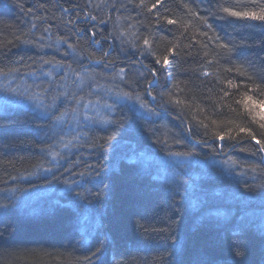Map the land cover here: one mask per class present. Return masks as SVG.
<instances>
[{"label":"trees","instance_id":"obj_1","mask_svg":"<svg viewBox=\"0 0 264 264\" xmlns=\"http://www.w3.org/2000/svg\"><path fill=\"white\" fill-rule=\"evenodd\" d=\"M224 8L264 0H0V264H264V21Z\"/></svg>","mask_w":264,"mask_h":264},{"label":"snow or ice","instance_id":"obj_2","mask_svg":"<svg viewBox=\"0 0 264 264\" xmlns=\"http://www.w3.org/2000/svg\"><path fill=\"white\" fill-rule=\"evenodd\" d=\"M152 7L155 8L156 5H153ZM223 11L226 13H229L231 16H235V17L250 18V19H256V20L264 21V8H261L259 12H238V11H233L229 8H224ZM168 23L172 24L175 22L170 20V21H168ZM147 43H148V41L146 40L145 44H147ZM157 63H160V61L158 60ZM164 63L165 64L168 63L167 57H164ZM121 71H123V70H121ZM125 95H127V93H125ZM57 119H59V117ZM261 119H264V115L261 116ZM260 127L264 128V124H261ZM240 131L244 132V131H248V130L245 128H240ZM249 135H252L250 131H249ZM218 138L223 140L224 136L220 135ZM252 139L255 140V142L257 144L260 145V150L264 151V143H262L261 140L256 139V137L254 135H252Z\"/></svg>","mask_w":264,"mask_h":264},{"label":"rangeland","instance_id":"obj_3","mask_svg":"<svg viewBox=\"0 0 264 264\" xmlns=\"http://www.w3.org/2000/svg\"><path fill=\"white\" fill-rule=\"evenodd\" d=\"M256 110H257V112H259V116H258L259 119L264 120V119H261V116L264 115V107H261V108L258 107V109H256Z\"/></svg>","mask_w":264,"mask_h":264}]
</instances>
